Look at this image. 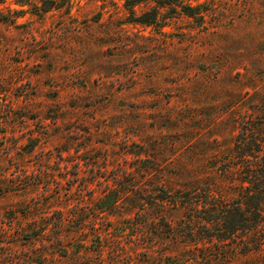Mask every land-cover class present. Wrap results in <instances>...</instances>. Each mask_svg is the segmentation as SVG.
<instances>
[{
	"label": "rangeland",
	"instance_id": "374dc122",
	"mask_svg": "<svg viewBox=\"0 0 264 264\" xmlns=\"http://www.w3.org/2000/svg\"><path fill=\"white\" fill-rule=\"evenodd\" d=\"M0 264H264V0H0Z\"/></svg>",
	"mask_w": 264,
	"mask_h": 264
},
{
	"label": "trees",
	"instance_id": "16d2710c",
	"mask_svg": "<svg viewBox=\"0 0 264 264\" xmlns=\"http://www.w3.org/2000/svg\"><path fill=\"white\" fill-rule=\"evenodd\" d=\"M138 1L140 2V1H142V0H138ZM175 1H179V2H181V0H175ZM176 4H179V3H176ZM190 7H191V6H190ZM186 12L189 13L188 11H186ZM142 22H149V21H144V20H143Z\"/></svg>",
	"mask_w": 264,
	"mask_h": 264
}]
</instances>
